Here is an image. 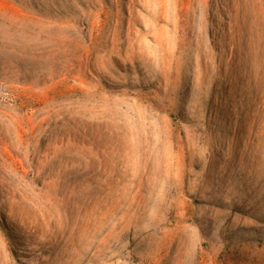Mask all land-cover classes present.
<instances>
[{
    "label": "rangeland",
    "instance_id": "rangeland-1",
    "mask_svg": "<svg viewBox=\"0 0 264 264\" xmlns=\"http://www.w3.org/2000/svg\"><path fill=\"white\" fill-rule=\"evenodd\" d=\"M0 264H264V0H0Z\"/></svg>",
    "mask_w": 264,
    "mask_h": 264
}]
</instances>
